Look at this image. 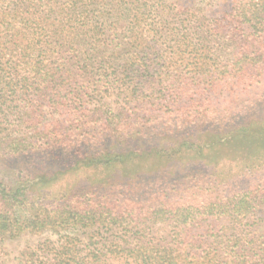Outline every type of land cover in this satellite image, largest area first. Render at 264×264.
I'll return each mask as SVG.
<instances>
[{"label":"trees","instance_id":"obj_1","mask_svg":"<svg viewBox=\"0 0 264 264\" xmlns=\"http://www.w3.org/2000/svg\"><path fill=\"white\" fill-rule=\"evenodd\" d=\"M203 7L0 0V168L15 171L0 169V243L55 232L37 264H264L249 222L264 212V124L246 110L264 84V0ZM183 108L216 127L153 134ZM225 137L248 149L204 150ZM117 165L126 181H91Z\"/></svg>","mask_w":264,"mask_h":264},{"label":"rangeland","instance_id":"obj_2","mask_svg":"<svg viewBox=\"0 0 264 264\" xmlns=\"http://www.w3.org/2000/svg\"><path fill=\"white\" fill-rule=\"evenodd\" d=\"M182 3H191L193 0H178ZM199 2L201 6H204V13L206 15H213L217 16L220 14L229 3V0H195ZM254 92L256 95L248 96L251 98L252 104L247 106L246 110L250 111L247 115L249 121L252 122L254 125H262L264 124V84L258 85L255 87ZM259 94V96H258ZM224 95V94H223ZM242 96V92L239 94ZM120 97L117 94V91H113L110 97H106L105 101L107 103L112 104V106H117ZM214 98V103L217 105H227L229 103L230 98L224 95L221 98H217L216 95H212ZM188 108H183L177 113L169 114L162 123H160L152 132L154 135L158 137H166L167 140L172 138L177 139L181 134L186 135L189 133L191 135H196L200 133V130L205 129H213L215 124H212L210 121L206 123H197V122H182V117L186 116V111ZM214 142V141H213ZM211 143V142H209ZM209 143L206 144L204 150L207 149L208 154L210 155L212 152L213 156H221V155H235L240 150H247L248 146L246 144L240 143L238 141H233V139L229 137L220 138L218 142H214L209 147ZM254 145L259 148L260 143L262 142H253ZM140 145V144H139ZM144 146H148V143L144 142ZM210 150V151H209ZM217 154V155H216ZM133 164V163H132ZM4 169L8 172H15L13 169H6L5 167L0 168ZM205 167L201 171L205 172ZM133 171H135V166L133 165ZM88 172L91 173L92 178L91 181L97 182L101 181L103 183H111V182H118V181H126L128 178L123 177V172L119 169V166H114L111 169H100V168H91L88 169ZM86 172H80L78 175L74 177L79 178L81 176L86 177ZM146 172H141L138 175H144ZM6 175V174H5ZM14 176V175H11ZM65 185V184H64ZM262 218V219H260ZM260 219V220H259ZM255 220L257 223L252 230H256L257 232H264V212L258 211L253 214L250 218L249 222ZM111 231L101 230V234H97V236H108L110 235ZM91 233L80 235L83 241H86L90 237ZM89 236V237H88ZM58 238V234L51 231H44L40 233H30V232H23L20 235L7 238L2 243H0V264H37L36 254H32V251L37 249L39 243L43 242L46 239L56 240ZM40 253L38 252V255Z\"/></svg>","mask_w":264,"mask_h":264}]
</instances>
